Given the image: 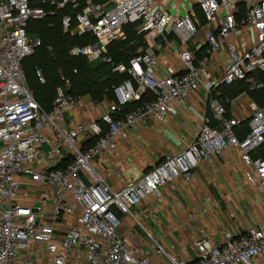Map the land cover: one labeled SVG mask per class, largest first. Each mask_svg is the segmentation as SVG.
<instances>
[{"label": "built area", "instance_id": "2783aa9c", "mask_svg": "<svg viewBox=\"0 0 264 264\" xmlns=\"http://www.w3.org/2000/svg\"><path fill=\"white\" fill-rule=\"evenodd\" d=\"M196 3L214 25L205 31V51L199 58L187 47L200 31L193 3L0 0V264H152L128 244L119 214L132 217L152 237L138 206L150 196L160 200L162 187L179 177L192 180L197 166L226 150L238 151L246 180L264 188V156H255L264 146V107L252 100L249 116L227 117L226 106L212 95L215 85L236 80H247L251 90L264 87L254 75L264 72V0ZM60 12L65 32L95 38L71 47L70 56L108 63L113 72L130 75L113 85L114 98L96 119L74 125L65 122L67 114L84 107L85 95L67 93L71 79L62 77L65 87H58L47 111L35 98L23 68V60L41 45L39 37L30 36L29 21ZM129 24H136L134 31L143 35L144 45L129 64L116 62L109 46L129 39ZM246 31L254 33V41L238 45L233 35ZM223 44L228 57L218 79L210 66ZM166 48L180 67L160 75L158 51ZM37 74L44 82L41 69ZM202 87L208 113L194 141L167 154L125 187L113 188L96 157L115 150L131 127L147 124L150 118L166 122L177 114V104ZM243 123L249 131L240 137L236 128ZM154 240L156 253L167 264H256L264 256V217L245 234L227 231L216 243L200 238L197 258H184Z\"/></svg>", "mask_w": 264, "mask_h": 264}, {"label": "crops", "instance_id": "0c3cea01", "mask_svg": "<svg viewBox=\"0 0 264 264\" xmlns=\"http://www.w3.org/2000/svg\"><path fill=\"white\" fill-rule=\"evenodd\" d=\"M182 3H193L198 14L200 31L187 42L188 49L197 55L206 44L205 31L214 25L201 20L196 0H182ZM233 38L238 45L248 46L255 39L252 31L241 36L234 34ZM157 41L161 42L162 37L158 36ZM158 54L160 75H169L179 69V62L171 58L167 48L160 49ZM227 57V46L223 44L210 66L215 78L219 79L224 74ZM222 87L223 84L215 85L212 92L219 96ZM206 98L207 92L203 87L191 91L186 102L177 104V114L166 122L150 118L147 124L131 127L128 136L119 140L115 150L103 158L96 157L97 167L107 182L113 188L121 189L160 163L167 154L176 153L192 143L208 113ZM221 99L227 103L230 117L252 113V98L246 92L231 100ZM109 101H95L90 95H85L84 107L87 109L80 105L67 114L65 122L74 125L92 121L106 109ZM247 129V123L237 127L239 136H244ZM162 190L160 200L150 196L138 206L152 237L132 217L119 214L122 219L120 231L128 244L148 256L152 264H167V260L156 253L154 239L184 258H197L196 242L200 238L206 237L216 243L223 240L227 231L245 234L264 217V188L246 180L241 155L235 150L213 155L195 168L192 180L179 177L164 185ZM256 264H264V256L257 259Z\"/></svg>", "mask_w": 264, "mask_h": 264}, {"label": "trees", "instance_id": "16d2710c", "mask_svg": "<svg viewBox=\"0 0 264 264\" xmlns=\"http://www.w3.org/2000/svg\"><path fill=\"white\" fill-rule=\"evenodd\" d=\"M198 13L201 20H206L201 11ZM62 14L63 12H60L42 20H30L28 24L30 36L41 39V45L35 49L33 54L23 60L27 82L35 98L44 109L50 111L53 101L58 95V87H65L62 79L64 76L70 78L72 82L71 88L66 89L67 93L90 95L97 101L112 100L114 98L113 85L129 79L130 75L126 72H113L108 63L89 62L84 57L70 56L69 49L71 47L94 42L95 38L90 34L71 36L65 32L61 22ZM142 41L144 42L143 35L132 32L127 41L112 43L109 46V54L116 62L129 64L130 59L142 45ZM204 51L205 48L200 49L197 52V57H201ZM37 69H41L44 82L40 80ZM254 75L264 82V72H256ZM242 92L248 93L253 101L260 107H264V87L251 90L247 80H236L231 85L223 84L221 94L217 96L212 92V95L226 106L228 112V105L221 98H230L231 100ZM139 103L128 105L126 110L133 109ZM227 117H230L228 113ZM248 131L249 127L246 133ZM246 133L244 132V136ZM255 156H264V146L255 152Z\"/></svg>", "mask_w": 264, "mask_h": 264}, {"label": "rangeland", "instance_id": "374dc122", "mask_svg": "<svg viewBox=\"0 0 264 264\" xmlns=\"http://www.w3.org/2000/svg\"><path fill=\"white\" fill-rule=\"evenodd\" d=\"M135 26L136 24H129L125 27V30L126 32L130 35L132 32H135L134 29H135ZM144 45V42L142 41V45L140 47H142ZM139 47V48H140Z\"/></svg>", "mask_w": 264, "mask_h": 264}]
</instances>
